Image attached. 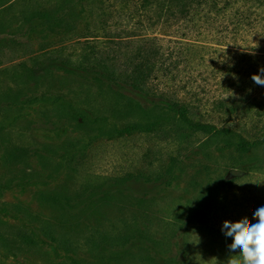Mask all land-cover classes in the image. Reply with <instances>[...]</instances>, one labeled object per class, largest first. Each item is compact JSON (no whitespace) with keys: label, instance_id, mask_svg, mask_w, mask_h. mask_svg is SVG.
Here are the masks:
<instances>
[{"label":"rangeland","instance_id":"obj_1","mask_svg":"<svg viewBox=\"0 0 264 264\" xmlns=\"http://www.w3.org/2000/svg\"><path fill=\"white\" fill-rule=\"evenodd\" d=\"M248 2L251 6L252 1ZM19 9V4L13 0H0V35L14 34ZM263 10L264 7L259 9L262 15ZM90 15L89 11L84 13L81 26L90 24ZM93 16L95 25L96 17ZM125 16L120 11L107 10L106 16L102 17L105 19L106 31L121 34L132 24ZM251 18V12L244 13L236 7L225 10L216 21H210L209 24L199 23L197 28H192L189 36V39L197 41L189 44L185 64L196 83L193 90L195 94L187 96L194 103L190 117L218 128L232 127L246 138L254 140L262 137L264 133V91L244 75V70L249 69V74L252 72L251 64L236 54L233 55L234 49L221 48L214 44L217 38L231 46L236 42L242 44L239 52L263 51L264 31L261 34H251L244 30L251 23ZM3 27H6L5 34L1 31ZM197 31H204V38L200 39L201 35ZM71 35H66L63 31L50 34L49 39L42 35L36 38L33 46L28 45L21 50L16 47L3 49L0 45V65L11 66L15 64V60L19 62V58L30 51L47 44L58 45L68 40ZM135 43L132 50H136L141 41L136 40ZM129 51L130 49L120 45L115 51H109L108 55L116 56L122 63ZM16 75V71L0 74V90ZM58 75L53 78L56 85L60 82L74 91L86 92L91 98L90 106L97 112L107 113L112 122H133L140 119L129 115V112V116L126 115L122 121L112 111L107 112L109 109L113 110L121 101L114 92L100 88L95 81L65 77L62 73ZM25 79V75H18L19 82L23 83ZM161 83L168 84V87H163L165 89L171 86V82L166 79ZM29 85L31 84L28 83ZM15 96L17 93L11 91L10 97ZM216 100L219 101L216 103ZM221 102L224 106L217 105ZM28 119L31 122L25 123L22 119L3 133L5 145L39 148L43 144L56 148L71 140L75 144H81L77 150L81 154L82 142H90L88 135L82 136L72 128L47 130L49 125L43 126L45 120L40 119L34 112L28 115ZM176 132L177 128L174 127L154 134L135 133L113 140H94L85 151L86 154L81 156L82 159H78L83 164L77 171L65 181L61 179L51 184L49 189L64 186L73 198H80L75 189L79 185L87 184L84 196L91 200L81 205L79 210L87 218L83 217L81 220H85L88 227L83 225L79 229L84 234L93 233V228L98 224L96 218L102 219L100 216H107L110 222L118 221V217L127 218L129 222L135 221L137 228L132 231L135 236L132 237L133 244L130 249H123L118 255H110L108 252L101 255L94 250L88 253L86 246L79 253L82 264H227L229 256L238 254L229 250L228 245L232 238L224 235L221 231L222 225L225 220L235 222L243 217L251 220L256 209L264 205V168L249 174L231 168L230 154L234 156L232 150H221L224 144L216 141L208 148L212 153L211 159H206L204 153L198 151L199 143L206 138L205 134L186 133V142L181 146L175 136ZM4 151L6 150L0 151V264H63L62 253L49 243L38 247V250H32L30 246L20 243L19 229L29 228L32 220L22 218L14 207L24 206L29 215H43L48 219L51 218L52 210L42 204V193L47 190L45 186H35L31 179H27L24 185L15 181L20 176L39 169L37 160L22 151L21 163L8 167L4 164ZM255 156L264 162V148L258 149ZM175 159L184 162L179 166L182 169L177 168L173 173L179 181L171 182L170 186H166L165 182H157L158 177L163 178V181L169 180L164 173L170 170ZM129 174L144 175L149 182H125L119 189L122 193H116L117 196L111 199L110 206L97 208L96 201L112 189L111 181ZM208 175L235 181L226 186L221 182L213 184L214 182H205ZM191 178L201 181L198 182L201 186H189ZM7 184L9 187H6ZM177 215L180 216L178 227L174 225V217ZM158 218L168 222V226L164 229L153 227L156 226ZM52 221L55 222L53 219ZM84 234L79 240L80 243H83ZM147 235L150 236L149 239Z\"/></svg>","mask_w":264,"mask_h":264},{"label":"trees","instance_id":"obj_2","mask_svg":"<svg viewBox=\"0 0 264 264\" xmlns=\"http://www.w3.org/2000/svg\"><path fill=\"white\" fill-rule=\"evenodd\" d=\"M251 1L249 6L248 0H13L20 6L18 21L14 34L0 35V45L3 49L16 47L21 50L28 45L33 46L37 37L45 35L49 39L50 34L58 31H63L66 35L74 33L58 45L47 44L30 51L19 58V62L15 60V64L11 66L0 65V74L17 72L6 87L3 86L0 90V151L6 150L4 164L8 167L20 164L22 151L37 160L39 169L32 170L15 181L24 185L27 179H31L33 185L45 186L47 190L42 193V204L52 210L51 218L48 219L43 215H29L24 206L14 207L22 218L32 220L29 228L19 229L21 244L38 250V247L49 243L62 253L63 264H82L79 253L86 246L88 253L94 250L99 251L101 255L107 252L110 255H118L123 249L132 247V237L135 236L132 231H136L137 227L134 225L135 221L129 222L127 218L118 217V221L110 222L107 216H100L102 219L96 218L98 224L93 228V233L84 234L79 230L83 225L88 227V223L81 220L84 213L79 211L81 205L91 200L84 196L87 184L79 185L80 187L75 189L80 198L70 196L64 186L49 189L54 181H65L77 171L83 164L82 161L78 162V159H82L81 156L86 154L85 151L92 141L97 139L113 140L125 134L135 133L154 134L175 127L178 131L175 136L181 146L186 142V133L206 135L198 145V151L204 153L206 159H211L212 153L208 148L216 141L224 144L221 150H232L234 156L230 154L231 168L247 174L264 168V162L255 156L258 149L264 148V133L262 137L250 140L232 127L218 128L213 124L194 120L190 117L194 103L187 97L189 94L193 96V90L196 88V83L191 77L192 72L185 64L189 44L197 41L189 39L192 28H197L199 23L209 24L210 21H216L228 8L238 7L244 13L251 12L252 15L251 23H248L244 30L250 31L251 34H261L264 31V15L259 9L264 7V0ZM107 10L122 12L132 24L121 34L107 32L105 19H102ZM87 11L91 13L90 24L81 26ZM93 15L96 17L95 25ZM1 31L5 34L6 27L1 28ZM197 34L201 35L202 39L205 32L197 31ZM136 40H140L141 44L136 50H132L131 48L136 46ZM214 41L218 47L234 49L233 55L236 54L251 64L250 74L249 69L244 70V75L251 81L252 75L260 74V69L264 68V50H250L255 53L239 52L242 44L238 42L231 46L230 43L217 38ZM120 45L130 49L122 63L116 56L108 55L109 51H115ZM58 73L65 77L95 81L100 88L114 92L121 101L113 110L109 109L107 112L112 111L115 117L122 121L129 112V115L140 119L133 122H116L114 119L115 122H112L107 113L97 112L90 106L91 98L86 92L74 91L60 82L56 85L53 78L59 76ZM21 74L26 76L23 83L18 80V75ZM161 79L170 81V88H163L168 87V84L161 83ZM28 83L31 85L28 86ZM256 86L264 91V86ZM11 91L16 92L17 96L11 98ZM254 100L257 101L256 98ZM218 101L216 100V103ZM217 105L224 106V103ZM32 112L45 120L43 126L49 125L47 130L72 128L82 136L88 135L90 142H82L83 153L77 152L81 144H75L71 140L56 148L43 144L39 148L5 145L3 133L12 129L14 124L22 119L25 123L31 122L28 115ZM182 163L184 162L175 159L170 170L164 173L169 180L163 181V178L158 177L156 181L165 182L166 186L179 181L173 173L177 168L182 169L179 167ZM131 180L149 182L144 175L129 174L113 179L112 189L96 201L97 208L110 206L111 199L117 196L116 193H122L119 189ZM234 181L226 177L212 178L208 175L205 182H221L226 186ZM189 182V186H201L198 179L191 178ZM6 187H9V184ZM174 218V225L178 227L180 216ZM167 223L158 218L156 226L153 227L164 229L168 226ZM82 234L84 240L80 243ZM146 237L150 238L149 235Z\"/></svg>","mask_w":264,"mask_h":264},{"label":"clouds","instance_id":"obj_3","mask_svg":"<svg viewBox=\"0 0 264 264\" xmlns=\"http://www.w3.org/2000/svg\"><path fill=\"white\" fill-rule=\"evenodd\" d=\"M251 79L264 86V68ZM221 231L232 238L229 250L238 253L229 256L227 264H264V205L256 209L251 220L248 217L235 222L225 220Z\"/></svg>","mask_w":264,"mask_h":264},{"label":"crops","instance_id":"obj_4","mask_svg":"<svg viewBox=\"0 0 264 264\" xmlns=\"http://www.w3.org/2000/svg\"><path fill=\"white\" fill-rule=\"evenodd\" d=\"M16 17V16H15Z\"/></svg>","mask_w":264,"mask_h":264}]
</instances>
